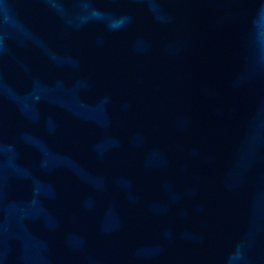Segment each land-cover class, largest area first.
<instances>
[{
    "label": "water",
    "instance_id": "95a60500",
    "mask_svg": "<svg viewBox=\"0 0 264 264\" xmlns=\"http://www.w3.org/2000/svg\"><path fill=\"white\" fill-rule=\"evenodd\" d=\"M0 264H264V0H0Z\"/></svg>",
    "mask_w": 264,
    "mask_h": 264
}]
</instances>
